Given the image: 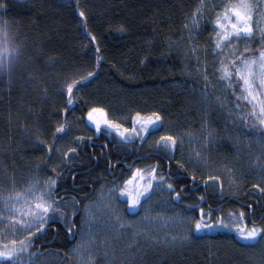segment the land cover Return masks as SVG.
<instances>
[{
	"label": "trees",
	"instance_id": "obj_1",
	"mask_svg": "<svg viewBox=\"0 0 264 264\" xmlns=\"http://www.w3.org/2000/svg\"><path fill=\"white\" fill-rule=\"evenodd\" d=\"M0 3L5 5L0 8V18L19 49L17 67L9 78L0 81L1 185L10 177L22 181L38 167L57 178L60 202L81 208L101 184L122 178L129 166L135 170L158 163L167 183L181 192L180 200H176L175 192L168 190L171 200L190 218L198 219L200 208L207 212L210 206L216 215L224 214L225 218L228 212L243 209L249 220L261 222L264 197L253 188L261 178L243 157L244 153L236 152L234 141H216L201 164L195 158L189 159L178 145L175 157L185 162V170L175 160L169 164L160 158L156 148L148 147L139 138L126 143L114 132L108 135L104 126L96 132L87 120V111L93 107L103 108L107 119L127 127L132 126V117L138 111L158 112L163 117L160 129L163 135L196 133L207 122L221 134L227 125L217 107L213 109L200 102L194 60L188 51L187 55L183 53L189 40L185 25L200 0H0ZM81 11L84 17L80 16ZM211 15L206 13L200 32L195 33L199 43L211 40L207 45L210 50L214 47ZM258 43L256 35L252 46L257 47ZM238 47L243 50L244 43ZM88 71H95L96 76L75 92L73 106L64 113L67 95L61 94V88L66 80L80 79ZM224 95L231 105L236 104L232 89H224ZM239 110L242 115L250 111L243 102ZM65 116L73 140L76 136L92 138L85 139L77 154H70V159L62 157L61 152L69 146L76 147L75 143L58 144L61 147L58 157L55 150L49 155L45 148L36 147L37 136L52 143L54 128ZM238 128L248 138L260 137L258 128H245L242 120ZM113 165L115 174L111 180ZM210 175L220 179L213 183L208 179ZM74 186H78L79 193L93 191L88 198L77 201L64 196ZM201 196L204 200L199 199ZM249 204L251 209L247 207ZM78 218L79 213L71 224L75 228ZM71 243L68 230L55 220L43 233H37L29 252L57 254L64 264H72ZM254 248L241 240L234 229L189 232L187 241L164 247L157 255L152 253L149 262L143 264H256L252 261L258 257L254 260L251 256L254 255L251 252L257 251ZM23 260L29 264L28 253Z\"/></svg>",
	"mask_w": 264,
	"mask_h": 264
},
{
	"label": "snow or ice",
	"instance_id": "obj_2",
	"mask_svg": "<svg viewBox=\"0 0 264 264\" xmlns=\"http://www.w3.org/2000/svg\"><path fill=\"white\" fill-rule=\"evenodd\" d=\"M264 0H227L219 9L214 7V50L213 55L219 58L216 71L219 73V81L225 82L228 89H232V94L236 97L235 107L241 109V102L250 109L239 118L243 121L245 128L257 129L260 132L258 143L261 148V156L257 157V164L260 167L261 182L253 184V188L258 190L264 197V26L259 21H264ZM5 5L0 3V8ZM206 7L205 0H200L199 5L193 12L192 24L198 26L199 19L204 15ZM81 17L84 12L81 11ZM259 17V20L255 18ZM185 27H188L186 24ZM122 30V29H121ZM257 30L259 31V43L257 47L252 44L256 40ZM0 35L3 40L0 41V74L10 71L14 61L18 59L19 50L11 48L8 45V36L6 25L0 27ZM95 40V37H92ZM244 42L243 50L238 45ZM99 49L97 48V52ZM193 48V54L196 53ZM99 62V57L97 58ZM199 63V57H197ZM98 66V63H97ZM96 76L95 71H88L86 75L82 74L80 79L66 80L61 88V94L66 93V106L64 113H68L74 104L75 92L81 87L87 86L88 83ZM205 80V89L208 88L210 81L207 70L203 73ZM205 97L208 93L205 92ZM216 102L223 107V102L217 96ZM87 120L95 126L96 132H100L101 126H105L108 135L113 132L124 142H131L139 138L142 142H147V137L156 135L163 126V117L158 112L142 114L136 112L132 117V127H124L120 123L107 119L103 108L93 107L87 111ZM190 137L191 144L195 137L187 133ZM212 132L208 131L205 135L203 147H207L211 142ZM72 133L68 120L65 116L63 122L55 126L52 133V143L48 144L40 136L36 138V147H43L47 153L55 150L60 153L61 149L57 145L62 142L76 144V147L69 146L67 151L62 152V156L70 159V154H77V148L83 144L85 139L91 140V137L76 136L71 138ZM178 145L183 149V139L181 137L164 134L159 135L155 141L156 153L160 158L168 160L169 164L175 160L176 165L185 169V162L176 159L175 153ZM250 146V145H249ZM196 162L204 160L201 151L193 149ZM131 167V166H130ZM160 165H149L144 168H135L131 177L124 180L122 186H114L109 189L107 200L103 207L110 210L111 216L115 217V228L117 238L123 233L121 230L132 229L131 235L133 240L141 232L136 229L135 220H122L118 214V208L113 206L117 202L124 211H131L134 215H139L143 211L145 215L143 220H148L146 205L150 203L153 192L158 188L160 190H171L175 192V199L180 200L181 192L175 191L171 183H167L165 177L159 172ZM54 173L57 172L55 167L52 168ZM231 172V169H228ZM195 175L192 180L195 181ZM208 179L213 183L217 182L219 176H209ZM154 182H158L154 185ZM207 184V181H205ZM57 178L49 176L41 183L39 179H34L27 183L22 189L11 190L0 188V264H24V254L29 255V264H42L35 253H30L29 249L33 246V240L37 233H43L46 227L55 221L56 215L64 216V211L57 200ZM222 187V185H221ZM121 198H125L121 200ZM204 200V197H199ZM67 207V202L64 203ZM191 207V206H190ZM249 209L252 205H247ZM139 210V211H138ZM223 213V209L220 210ZM75 214V213H73ZM91 219H95V213L89 209ZM225 215H216L209 206L206 212L200 208V217L198 219L188 218L189 232L212 231L214 229L235 230L236 235L250 246L264 249V218L258 224L255 219L249 220L246 212L230 211ZM194 223V228L191 224ZM71 232V228H69ZM8 237H11L10 239ZM188 238V237H185ZM175 239V237H173ZM128 247H132L131 244ZM83 246L78 247V252H83Z\"/></svg>",
	"mask_w": 264,
	"mask_h": 264
},
{
	"label": "rangeland",
	"instance_id": "obj_3",
	"mask_svg": "<svg viewBox=\"0 0 264 264\" xmlns=\"http://www.w3.org/2000/svg\"><path fill=\"white\" fill-rule=\"evenodd\" d=\"M226 2L227 0H205L206 7L204 9V15L199 19L198 26H193L192 15L187 23L189 40L186 41V50H183V53L187 55L186 53L188 51L190 58L194 60L198 77L196 87L201 98L200 102L203 103V106L206 105L212 107L213 109L217 107L223 117L224 124L226 123L225 125L227 126H225L221 134H219V131L216 132L213 126L209 125L207 122L199 132L192 133L195 140H193L191 144L189 143L190 137L188 135L184 133H177L176 136L183 139L182 150L184 154L186 153L189 159L195 158L193 149L201 151L202 156L205 158L206 151L210 147H212L213 150L216 141L221 139L232 140L234 141L236 152H239L240 154H242V152L244 153L243 157L246 160L248 159L247 161L250 165L256 168L258 177L261 178L260 167L257 164V157L261 156V148L257 142L258 138H248L246 134L238 128V125L241 122L239 117L242 113L235 107V104L231 105L224 95V89H226L225 82L219 81V73L216 71V67H218L219 64V58L213 55V46L212 50L207 47L211 40L209 39V42L199 43L195 36V33H199L201 27L203 26L206 13L211 12L212 15L210 22L214 25V7L219 9V7ZM255 19L259 20V17H256ZM259 22L261 23V26L264 25V21ZM5 25V22L0 18V27H4ZM6 32L8 36V45L11 48L18 49V46L14 43L12 36L7 29V26ZM257 35H259L258 30ZM2 40L3 36L0 35V41ZM241 43L244 42H240V44ZM193 48L197 50L195 54L192 52ZM197 57H199V63L197 62ZM18 63L19 55L18 59L13 62L10 71L0 74V81L2 79L9 78ZM205 68L210 81L207 89H205V80L203 78ZM205 92L208 93L207 98L205 97ZM217 96H219L220 100L223 102V107L216 102L215 98ZM208 131L212 132V136L210 138L211 142L208 143L207 147H203L205 135ZM163 133L164 131L162 130L154 136L147 137V142L144 143L148 147L150 146L156 148L155 141L159 138V135H163ZM59 154L60 153L56 152L55 156L58 157ZM261 160L264 162V157H261ZM205 164L206 162H204V165ZM133 171L134 167L131 165V167H128V171H126L119 180L110 183L105 182L97 189L92 198L85 200L81 208H79V206L74 208V205L69 202H67V207H65L64 203L58 201L65 215L61 217L57 214L55 220L60 219L58 221L65 226L70 235V240L72 242V264H143L149 262L152 257V253L157 255L156 252L164 250V247L177 246L188 240V238L185 237H189L188 218L190 217L171 200L168 190H160L158 188L153 192L150 203L146 205L147 215L149 217L148 220L142 219L145 215L143 211L138 210L139 215H134L131 211H124V207H126V205H124V207H120L117 202H113V206L118 208V214L121 216L122 220H135V227L141 232V235L137 236L135 240H133L131 235L132 229H124L121 230L123 234L119 235L117 238L118 234L113 227V225H115V217L111 216L110 210L104 208L103 205L107 200L109 189L114 186H122L124 180L130 178ZM49 176L50 175L40 171L37 167L35 172H33V174L28 178L16 182L17 178L10 177L8 178L9 181L4 186L0 184V188L11 190L13 186H15L16 189H22L28 182L34 179H39L41 183H43V181ZM156 183L158 182H154V185ZM124 199L125 198H121V200ZM89 209L95 213L96 218L94 220L90 218ZM77 213H79V222L77 228H75V232L71 222ZM69 228H71V232L69 231ZM173 237H175V239H173ZM8 238L10 239L11 237ZM129 244H131L132 247L129 248ZM80 246H83V252L77 251ZM254 249L257 251L251 252L254 254L251 256H253L254 260V257L258 258H256L257 262L252 261V263L264 264V249L258 246ZM36 258H38L42 264H64V260H62L61 256L57 254L46 255L45 253L39 252L36 254ZM154 258L158 259V256Z\"/></svg>",
	"mask_w": 264,
	"mask_h": 264
},
{
	"label": "flooded vegetation",
	"instance_id": "obj_4",
	"mask_svg": "<svg viewBox=\"0 0 264 264\" xmlns=\"http://www.w3.org/2000/svg\"><path fill=\"white\" fill-rule=\"evenodd\" d=\"M99 143H101V142H99ZM113 172L112 173H110L111 174V177H112V175H114L115 174V165H113ZM110 170V169H109ZM114 177V176H113ZM112 177V178H113ZM74 189H70L69 190V192L68 193H66L64 196H66L67 198L69 197L70 199H74V200H78L79 198H83V199H86V198H88L89 196H90V194L92 193V191L93 190H90L89 191V193H79L76 189L78 188V186H74L73 187ZM58 201L60 200V199H57ZM64 215H65V213H64ZM57 220H60V219H57ZM73 219H72V222H71V224H73ZM72 227H73V229L75 230V227L72 225ZM47 228V227H46ZM75 232H76V230H75ZM74 232V233H75Z\"/></svg>",
	"mask_w": 264,
	"mask_h": 264
},
{
	"label": "bare ground",
	"instance_id": "obj_5",
	"mask_svg": "<svg viewBox=\"0 0 264 264\" xmlns=\"http://www.w3.org/2000/svg\"><path fill=\"white\" fill-rule=\"evenodd\" d=\"M71 247H72V244H71ZM46 249V248H45ZM40 252V251H39Z\"/></svg>",
	"mask_w": 264,
	"mask_h": 264
}]
</instances>
